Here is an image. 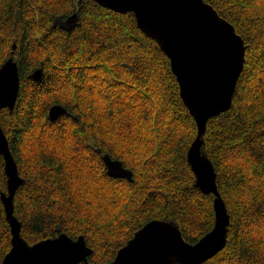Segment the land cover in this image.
Masks as SVG:
<instances>
[{
	"label": "trees",
	"instance_id": "1",
	"mask_svg": "<svg viewBox=\"0 0 264 264\" xmlns=\"http://www.w3.org/2000/svg\"><path fill=\"white\" fill-rule=\"evenodd\" d=\"M205 1L244 38L246 62L232 106L203 138L231 223L223 250L202 264H264V0ZM12 51L21 87L0 124L24 179L14 214L29 243L84 235L90 264H102L152 219L177 223L190 243L213 228L215 195L196 186L188 160L197 123L170 58L133 12L96 0H0V68ZM54 104L67 109L56 120ZM106 153L133 179L110 176ZM7 189L0 154V264L12 247Z\"/></svg>",
	"mask_w": 264,
	"mask_h": 264
},
{
	"label": "water",
	"instance_id": "2",
	"mask_svg": "<svg viewBox=\"0 0 264 264\" xmlns=\"http://www.w3.org/2000/svg\"><path fill=\"white\" fill-rule=\"evenodd\" d=\"M96 1L117 12H133L138 27L154 38L170 58L181 96L198 127L188 151L196 186L205 194L215 195L214 226L197 242H187L177 223L152 219L135 232L112 261L102 264H202L223 250L231 223L227 204L218 188L214 164L203 150V138L208 121L232 106L246 62L245 40L235 26L205 0ZM75 19L76 14L67 23L72 24ZM13 53L0 68V110L12 111L20 92L21 77ZM42 76V69L32 74L35 80ZM66 112L62 104H54L49 116L56 120ZM0 154L5 158L8 183L7 192H2L1 197L12 233V247L2 264H90L92 248L84 235L74 239L62 232L33 244L22 236V223L14 214V198L24 179L1 124ZM194 159L196 166H193ZM104 160L110 176L133 179V171L121 160L108 153L104 154Z\"/></svg>",
	"mask_w": 264,
	"mask_h": 264
},
{
	"label": "snow or ice",
	"instance_id": "3",
	"mask_svg": "<svg viewBox=\"0 0 264 264\" xmlns=\"http://www.w3.org/2000/svg\"><path fill=\"white\" fill-rule=\"evenodd\" d=\"M196 164H197V161L194 159L193 160V166H196Z\"/></svg>",
	"mask_w": 264,
	"mask_h": 264
}]
</instances>
